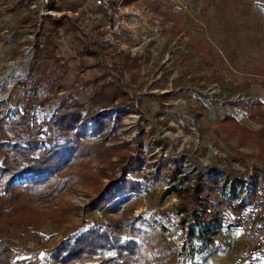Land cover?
Listing matches in <instances>:
<instances>
[{
  "label": "rangeland",
  "instance_id": "374dc122",
  "mask_svg": "<svg viewBox=\"0 0 264 264\" xmlns=\"http://www.w3.org/2000/svg\"><path fill=\"white\" fill-rule=\"evenodd\" d=\"M54 1L0 0V120L9 122L24 110L31 97L25 87L43 72L48 78L38 84L30 113L37 123L49 119L66 99L87 101L95 79L113 78L108 71L112 58L129 54L138 59L130 74L136 98L133 107L117 106L112 112L115 131L104 145L127 144L129 150L122 148L110 161L124 152L139 156L143 169L160 177L115 211L85 213L108 183L100 169L109 162L71 166L64 174L74 177L68 191L48 200L20 196L17 215L1 218L0 239L11 248V264H57L50 250L65 245L67 238L91 227L123 238L139 216L156 228L140 229L146 231L142 264H264V230L258 239L249 238L244 225L222 227L209 252L192 257L198 243L191 230L196 235L206 225L181 226L180 216L172 212L180 199L167 194L172 186H192L205 166L216 168L206 175L218 176L212 184L218 194L231 195L229 187L236 185L240 196L249 195V183L264 176V136L258 134L264 124L246 115L249 105L264 103L263 0H244L251 4L247 13L234 0H109L121 21L117 29L96 0ZM48 16L63 18L64 25L54 38L55 58L38 61L34 45ZM87 43L104 52L95 58L82 55ZM57 78L61 90L49 91ZM99 139L89 135L87 140ZM175 163L179 178L169 186L166 175ZM230 174L244 175L246 185L232 182ZM131 177L140 179V174ZM165 211L171 212L164 216ZM97 262L95 257L72 264Z\"/></svg>",
  "mask_w": 264,
  "mask_h": 264
},
{
  "label": "trees",
  "instance_id": "16d2710c",
  "mask_svg": "<svg viewBox=\"0 0 264 264\" xmlns=\"http://www.w3.org/2000/svg\"><path fill=\"white\" fill-rule=\"evenodd\" d=\"M44 1L47 5L55 2ZM234 1L242 5L243 13L249 11L251 4L244 0ZM108 19L112 23L111 18L107 17ZM63 25V18L53 19L51 16L41 23L34 45L38 61L55 58L54 38ZM80 52L95 58L104 51L100 46L93 48V45L87 43ZM137 67L138 59L131 58L129 54L112 58L108 71L113 78L109 80L107 76L101 75L95 79L96 89L87 101L66 99L52 112L49 119L40 123L32 120L31 112L37 104V86L48 77L43 72L39 79L25 87L26 93L31 94V97L24 110L17 111L9 122L0 120V220L17 215L20 196L48 200L68 191L74 177L64 174L74 165L83 166L90 161L109 162L108 167L100 169L108 183L97 192L85 213L103 211L106 208L115 211L133 195L140 193L143 187L160 177L158 172H146L139 156L134 157L126 152L120 154L116 162H111L110 158L116 156L122 148L129 150L127 144L104 145L115 131L112 129V112L117 106L131 108L134 105L135 78L130 74ZM58 82V78L53 80L49 84V91H60L62 87ZM262 84L264 87V82ZM48 99L50 97L40 106H44ZM246 115L251 122L264 124V103H252L246 109ZM9 134L13 136L12 140H8ZM258 134L264 136V131H259ZM89 135L98 136L100 139L90 143L87 140ZM215 170L214 166L202 167L192 186H172L167 191L168 195L175 194L180 199V204L172 212L176 217L180 216L181 226L189 222H193L194 226L206 225L196 235L194 229L191 230V237L198 243L193 250L194 258L209 252L222 227L238 229L249 222L255 229L264 230V176L248 187L249 195L240 196L236 185H231V195H226L225 192L218 194L212 187V184L218 182V176L214 178L206 175L207 172ZM136 173L140 174V179H132L131 175ZM178 174L180 168L175 163L174 168L166 175L169 186L178 180ZM230 175L235 184L240 187L246 185L244 175ZM170 212L165 211L164 216ZM224 219L228 221L225 222ZM143 225L156 229L152 222L142 216L130 222V228H127L123 238L102 227H91L78 236L67 238L66 244H61L58 249L50 250L51 256L57 264H72L93 260L95 257L99 258L97 264H142L139 260L144 255L142 240L146 235V231L140 230ZM113 226L117 228V225ZM120 229L122 228L119 226L117 230ZM133 234L140 237V242L132 237ZM10 253L11 248L0 239V264H11ZM130 257H134L135 261L129 259Z\"/></svg>",
  "mask_w": 264,
  "mask_h": 264
},
{
  "label": "built area",
  "instance_id": "2783aa9c",
  "mask_svg": "<svg viewBox=\"0 0 264 264\" xmlns=\"http://www.w3.org/2000/svg\"><path fill=\"white\" fill-rule=\"evenodd\" d=\"M95 3L98 7L102 8L104 11H107L111 15V21L113 25L115 24L114 28L117 29L118 26H120L121 21H119L118 14L115 12V8L111 7L109 0H96ZM243 228L249 238L258 239L260 231L255 229L251 223H245Z\"/></svg>",
  "mask_w": 264,
  "mask_h": 264
},
{
  "label": "water",
  "instance_id": "95a60500",
  "mask_svg": "<svg viewBox=\"0 0 264 264\" xmlns=\"http://www.w3.org/2000/svg\"><path fill=\"white\" fill-rule=\"evenodd\" d=\"M251 185H252V184H251V183H249V187H251Z\"/></svg>",
  "mask_w": 264,
  "mask_h": 264
}]
</instances>
